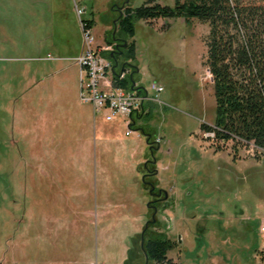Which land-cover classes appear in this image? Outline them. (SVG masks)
<instances>
[{"label": "rangeland", "instance_id": "1", "mask_svg": "<svg viewBox=\"0 0 264 264\" xmlns=\"http://www.w3.org/2000/svg\"><path fill=\"white\" fill-rule=\"evenodd\" d=\"M147 1L0 0V264H125L155 219L176 264H264V150L202 129L216 118L208 23L136 21L151 99L131 135L79 100L81 22L105 44Z\"/></svg>", "mask_w": 264, "mask_h": 264}, {"label": "trees", "instance_id": "2", "mask_svg": "<svg viewBox=\"0 0 264 264\" xmlns=\"http://www.w3.org/2000/svg\"><path fill=\"white\" fill-rule=\"evenodd\" d=\"M174 18L209 24L204 65L213 77L216 118L215 126L202 124L203 131L264 150V0H174L173 6L148 0L138 7L128 6L115 27L120 36L113 33L108 42L114 46L107 55L113 59L115 73L130 69L121 84L143 88L134 80L139 71L133 62L136 21ZM119 55L131 61L119 68ZM144 233L148 234L147 228ZM136 241L125 264H176L168 257L173 242L166 234L140 235Z\"/></svg>", "mask_w": 264, "mask_h": 264}, {"label": "built area", "instance_id": "3", "mask_svg": "<svg viewBox=\"0 0 264 264\" xmlns=\"http://www.w3.org/2000/svg\"><path fill=\"white\" fill-rule=\"evenodd\" d=\"M81 39L82 51L75 58L79 68V100L90 104L94 117L103 114L108 122L121 120L127 128L126 135H131L135 132L132 126L148 112L145 105L151 99L148 90L127 88L121 84L130 69L126 67L115 73L113 59L107 55L114 46L98 43L87 21L81 22ZM151 88L157 94L164 91V87L157 82H153ZM261 229L264 232V225Z\"/></svg>", "mask_w": 264, "mask_h": 264}, {"label": "flooded vegetation", "instance_id": "4", "mask_svg": "<svg viewBox=\"0 0 264 264\" xmlns=\"http://www.w3.org/2000/svg\"><path fill=\"white\" fill-rule=\"evenodd\" d=\"M153 194H154V201L151 203V205H150V208L153 210V211H158L159 210V208H160V201L162 200V195H163V193L162 192H155L154 190H153ZM157 223V221H156V219L152 222V224L151 225H148L146 228H147V232H148V234L147 235H145V233L143 232V234H142V238H145V236H149V235H153V234H155V233H158V232H156V231H154V230H152L151 228L153 227V226H155V224Z\"/></svg>", "mask_w": 264, "mask_h": 264}, {"label": "crops", "instance_id": "5", "mask_svg": "<svg viewBox=\"0 0 264 264\" xmlns=\"http://www.w3.org/2000/svg\"><path fill=\"white\" fill-rule=\"evenodd\" d=\"M136 84H137V83H136ZM141 87H142V86H141ZM143 88H144V87H143ZM144 89H145V88H144ZM145 105H146V104H145ZM143 117H144V116H143ZM143 117H142V118H143Z\"/></svg>", "mask_w": 264, "mask_h": 264}, {"label": "water", "instance_id": "6", "mask_svg": "<svg viewBox=\"0 0 264 264\" xmlns=\"http://www.w3.org/2000/svg\"><path fill=\"white\" fill-rule=\"evenodd\" d=\"M112 55H113V53H112ZM135 84V83H134Z\"/></svg>", "mask_w": 264, "mask_h": 264}]
</instances>
